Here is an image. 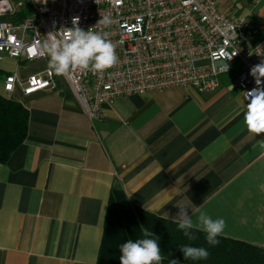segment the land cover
I'll return each instance as SVG.
<instances>
[{
  "label": "crops",
  "instance_id": "1",
  "mask_svg": "<svg viewBox=\"0 0 264 264\" xmlns=\"http://www.w3.org/2000/svg\"><path fill=\"white\" fill-rule=\"evenodd\" d=\"M4 5L16 17L35 2ZM218 7L264 35V0ZM46 68L48 59H0V95L28 111L24 141L0 162V264H96L112 188L173 221L177 205L194 220L206 211L226 221L220 236L264 250V133L247 131L249 101L231 75L211 93L175 86L118 96L90 120L64 76L50 90L3 92L7 75L23 81Z\"/></svg>",
  "mask_w": 264,
  "mask_h": 264
},
{
  "label": "built area",
  "instance_id": "2",
  "mask_svg": "<svg viewBox=\"0 0 264 264\" xmlns=\"http://www.w3.org/2000/svg\"><path fill=\"white\" fill-rule=\"evenodd\" d=\"M220 0H41L19 21L0 0V59H48L43 43L50 32L72 26L79 17L84 30L99 32L114 44L117 63L103 71L76 69L64 75L90 120L100 118L104 103L118 96L170 87L211 93L221 78L246 92L254 88L250 68L264 60V35L245 17L219 9ZM107 18L108 23H98ZM58 36V34H57ZM59 38V37H58ZM228 68V69H227ZM55 87L49 67L19 80H3V92L16 88L24 95Z\"/></svg>",
  "mask_w": 264,
  "mask_h": 264
},
{
  "label": "clouds",
  "instance_id": "3",
  "mask_svg": "<svg viewBox=\"0 0 264 264\" xmlns=\"http://www.w3.org/2000/svg\"><path fill=\"white\" fill-rule=\"evenodd\" d=\"M44 2L46 3V0ZM79 19L73 17L71 27H63L55 33L50 32L49 39L43 43L48 67L56 75L64 76L76 69L89 68L93 72H103L117 63L114 44L105 34L81 28ZM98 23H108V19L102 18ZM249 74L256 86L246 92L249 102L243 113V122L247 131L257 136L264 133V60L253 65ZM258 189L264 192V183L258 184ZM176 195L180 193L177 192ZM177 207L179 211L174 217L175 222L189 241L197 240L195 232L200 231L206 234L208 245L214 247L219 244L217 237L222 235L226 228L223 218L213 219L206 211L201 210L194 220L192 215H189V208L181 205ZM141 231L142 238L129 239L120 245V264H161L165 259L159 243L160 237L143 226ZM180 251L185 260H206L210 255L207 248L190 244L181 246ZM169 264H179V261L172 259Z\"/></svg>",
  "mask_w": 264,
  "mask_h": 264
},
{
  "label": "trees",
  "instance_id": "4",
  "mask_svg": "<svg viewBox=\"0 0 264 264\" xmlns=\"http://www.w3.org/2000/svg\"><path fill=\"white\" fill-rule=\"evenodd\" d=\"M26 16L22 14L9 19L16 22ZM232 78L233 75L230 76ZM27 121L28 111L21 103L0 95L1 163L24 141ZM141 226L160 237L159 243L165 257L161 264H169L172 259L179 261V264H264V250L240 240L218 236L219 244L213 247L207 244L205 233L196 231L198 239L189 241L175 221L132 204L118 188H112L107 199L96 264H120V245L129 239L142 238ZM188 244L207 248L210 253L208 259L185 260L180 247Z\"/></svg>",
  "mask_w": 264,
  "mask_h": 264
},
{
  "label": "rangeland",
  "instance_id": "5",
  "mask_svg": "<svg viewBox=\"0 0 264 264\" xmlns=\"http://www.w3.org/2000/svg\"><path fill=\"white\" fill-rule=\"evenodd\" d=\"M34 2H35V0H33ZM41 3V0H40V2H35V5L34 6H37V5H39Z\"/></svg>",
  "mask_w": 264,
  "mask_h": 264
}]
</instances>
